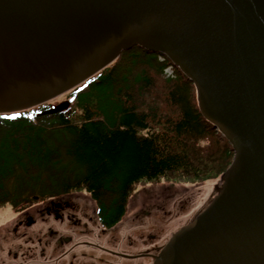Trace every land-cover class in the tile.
I'll return each mask as SVG.
<instances>
[{
	"label": "water",
	"instance_id": "obj_1",
	"mask_svg": "<svg viewBox=\"0 0 264 264\" xmlns=\"http://www.w3.org/2000/svg\"><path fill=\"white\" fill-rule=\"evenodd\" d=\"M136 46L195 84L235 153L153 264H264V0H0V114L48 103Z\"/></svg>",
	"mask_w": 264,
	"mask_h": 264
},
{
	"label": "trees",
	"instance_id": "obj_2",
	"mask_svg": "<svg viewBox=\"0 0 264 264\" xmlns=\"http://www.w3.org/2000/svg\"><path fill=\"white\" fill-rule=\"evenodd\" d=\"M64 95L62 109L48 102L0 114V207L85 191L110 228L140 184H202L233 162L229 141L201 113L195 84L159 53L124 51Z\"/></svg>",
	"mask_w": 264,
	"mask_h": 264
},
{
	"label": "flooded vegetation",
	"instance_id": "obj_3",
	"mask_svg": "<svg viewBox=\"0 0 264 264\" xmlns=\"http://www.w3.org/2000/svg\"><path fill=\"white\" fill-rule=\"evenodd\" d=\"M78 192L35 197L36 219L28 214L33 205L20 208L13 228L0 234V264H134L154 261L163 247L134 253V236H121V222L104 226ZM93 200V199H92ZM40 216V217H39ZM9 234V238L8 235ZM8 238V239H7ZM151 242L155 240L151 236ZM148 242V241H143ZM148 245V244H147ZM157 251L158 254L155 253ZM154 263V262H153Z\"/></svg>",
	"mask_w": 264,
	"mask_h": 264
},
{
	"label": "rangeland",
	"instance_id": "obj_4",
	"mask_svg": "<svg viewBox=\"0 0 264 264\" xmlns=\"http://www.w3.org/2000/svg\"><path fill=\"white\" fill-rule=\"evenodd\" d=\"M65 100L66 96L62 95L50 102L54 105L60 104L59 107H66ZM222 185V176L202 184L183 185L166 180L159 183L140 184L131 196L126 216L119 225L122 231L121 236H124L126 231H130V234L134 236V247H137V249L134 248V253H141L147 248L151 249V244L155 248L164 247L174 233L189 224L210 205ZM78 193L89 205L91 214L95 215L96 204L89 194L85 191ZM39 196L40 193L32 196L29 204H34V208H31L28 214L34 216L35 219L37 211L43 208V206H38L35 200V197ZM23 207L18 209L11 205L0 207V234L4 229L13 228L16 218L21 217L17 216V211ZM7 236L10 237L9 234ZM151 236L155 237L153 242H151ZM144 240L148 242H143ZM155 253L158 254L157 251ZM153 262V260L149 262L143 259L134 260V264H153Z\"/></svg>",
	"mask_w": 264,
	"mask_h": 264
},
{
	"label": "built area",
	"instance_id": "obj_5",
	"mask_svg": "<svg viewBox=\"0 0 264 264\" xmlns=\"http://www.w3.org/2000/svg\"><path fill=\"white\" fill-rule=\"evenodd\" d=\"M171 70H172V69H170V68H169V69H167V70H166V73H167L168 75H171V74H172V72H173V71H171Z\"/></svg>",
	"mask_w": 264,
	"mask_h": 264
}]
</instances>
